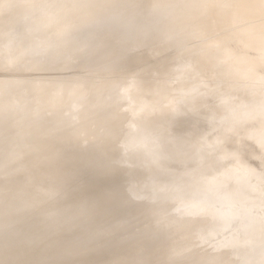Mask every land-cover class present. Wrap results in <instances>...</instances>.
Returning a JSON list of instances; mask_svg holds the SVG:
<instances>
[{
	"label": "bare ground",
	"instance_id": "1",
	"mask_svg": "<svg viewBox=\"0 0 264 264\" xmlns=\"http://www.w3.org/2000/svg\"><path fill=\"white\" fill-rule=\"evenodd\" d=\"M150 2L147 15L131 20L135 0H1L0 37L19 27L12 52L23 65L31 58L39 70L68 65L57 80L18 81L5 94L28 100L16 133L1 141L0 162L27 154L28 163L39 164L30 175L50 170L54 182L25 213L27 198L10 194L23 176L15 167L0 174V232H7L0 264H264V179L257 182L264 172V90L254 95L263 85L223 105L221 94L229 81L264 78V0ZM194 8L198 16L185 18ZM41 43L52 45L47 55L37 53ZM207 47L216 51L204 55ZM167 50L175 59L160 63L155 57ZM221 53L222 76L234 64L241 68L217 88V72L198 68ZM193 58L194 72L180 76V63ZM132 62L131 74L120 73ZM198 77L205 95L192 80ZM176 97L180 110L167 107ZM36 109L37 124L30 117ZM208 109L218 127L205 137L215 148L196 153L193 139L202 133L179 121L169 128L176 112L197 125ZM154 145L157 151L145 155ZM197 157L205 162L195 169L190 163ZM171 160L178 164L168 169Z\"/></svg>",
	"mask_w": 264,
	"mask_h": 264
},
{
	"label": "rangeland",
	"instance_id": "2",
	"mask_svg": "<svg viewBox=\"0 0 264 264\" xmlns=\"http://www.w3.org/2000/svg\"><path fill=\"white\" fill-rule=\"evenodd\" d=\"M61 1H66V0H61ZM150 1L151 0H135V6H134V8H136L135 12L131 13L129 15L130 16L129 18H131V20H134V19L140 18L141 16L147 15L144 12L146 11L148 4L151 3ZM160 1L165 2L167 0H160ZM0 2H1V0H0ZM126 6L128 8V2L124 7H126ZM226 8L227 7L222 6V11L224 12V10ZM191 10L192 11L189 12L187 14V17H185V18H189V17L192 18V17L198 16L200 9L194 8ZM139 15H140V17H139ZM185 18H182V19H185ZM79 20H81V19H79ZM85 21H89V20L84 19L83 22H85ZM206 22H207L206 19L202 20L201 23L196 25V26H198L197 28H199L200 26L206 25ZM18 28L19 27H16L14 29H7V30H5L4 34L0 37V43H2L1 47H3V50H0V145H1V141L4 138L9 137L12 134L16 133L17 128L15 127V124H14L15 119L20 118L22 116V113H23V105L22 104L26 100H28V99H25V101H23V100L21 101L20 98H8V97H6L5 94H6V92L8 94V92L11 89L12 84L16 83L18 81H22V80L28 81L30 83L41 82L40 79H42V77H44L45 79L47 77L50 80H53V79L57 80L58 76H60L62 73L65 74L64 72H66V71H63V70L68 65V63H64L62 65H59L58 68L57 67L52 68L51 71H45L44 69L39 70L38 69V67L40 66L39 61H35L31 57L30 58L32 61H28L27 63H25L23 65L22 62H20V60H19L20 58L16 57L15 53L12 52L15 49H17L19 47V44H20V36H19V29ZM150 30L151 29H148L146 31L142 30L141 32L146 33ZM139 34H140V32H139ZM49 45H50V47L52 46L51 44L46 45L45 43H43V44L41 43L40 45L36 46L37 47V53L47 55V52H49V50H50V48L48 47ZM180 49H182V48L180 47ZM169 51L170 50H167L166 52L161 51V52H159V53H161V55L157 56L155 58L160 57V59L158 60L160 63L165 62V61L174 60L175 58H169V57L167 58L166 57L167 54L169 53ZM215 51H216L215 48L211 51L209 49V47H207L204 50V53H205L204 55H212ZM249 51H250L249 53H251V50H249ZM199 55H201V51L197 52L195 54L194 58L196 56L198 58ZM221 55H222V53L220 54V56L218 58H215L212 62H210L208 64H204L203 67L198 68L200 73L201 72L206 73L207 71L210 72L211 69L214 72H217V73H215L214 78L212 77L213 80L218 84L217 88L218 87L222 88L223 87L222 85L225 82L229 81L227 77H230L231 75L236 74L238 71H240L239 68H241L238 65L234 64L226 72L227 77L222 76V74L219 73V68H220L219 64L221 63V61L223 63V60H221L219 62V58H221ZM155 58H150V62L156 60ZM194 58H193V62L189 61L191 59L190 58L188 61L183 63L185 65L190 64V66H186V69L184 67H182V65H183L182 62L180 63V71H179L180 76L182 75V73H184V71L189 72V73L194 72L193 69L196 67V65H197L196 63H198V59L196 58V60H195ZM247 59H248V57H247ZM204 63H206V62H204ZM234 63H236V62H234ZM245 63L248 65V62H245ZM72 64L73 63H71L69 66L71 68L70 71H74L72 69V67H73ZM149 64L152 65L154 63L152 62ZM192 65H194L195 67L193 69H190L192 67ZM135 66H136V64L132 62L130 65H128L126 67V69L122 70L120 73L131 74L135 70ZM55 68H57V69H55ZM186 70H188V71H186ZM263 72H264V70H263ZM79 74L85 75L84 73H81V72ZM51 76H54V77L50 78ZM90 76L93 78V80H92L93 82H98L100 80L99 77H94L92 74H90ZM178 77L171 79V81H170L171 83L167 87H171V89H172L175 86L176 82L179 80ZM112 80H114V79H112ZM192 80L197 85L196 89L199 88V89L204 91V92L203 91L199 92L200 94L205 95V92L206 93L208 92V91H206V89H203V88H206L207 86L202 85L201 79L199 77L196 79L193 78ZM192 80L187 79V80H183V82L187 83V82H190ZM258 82H261L263 86L261 88H259L254 93L255 98L257 96H259L260 90H262V89L264 90V78L263 79L258 78V76L254 74V75L247 76L244 79H236V80L229 81L228 82L230 84V86L228 87L229 89L227 90L226 89L227 87H225L224 89H226V90L221 92L222 99H223L222 105L224 103H230L235 98V96L237 94L240 97L241 94L243 95V93H245L248 89H251L250 87L253 84L258 83ZM42 83H48L49 84V81L47 80V82L44 81ZM199 93H197V94L195 93V97L199 96ZM7 96H9V95H7ZM182 105H183V103L181 101V98L179 99V97H176V99L171 101L170 106H167V107H173V110H180V109H182ZM156 106H158V105H156ZM261 106L263 107L264 105H261ZM226 114H229V111ZM39 115H40V112L38 109L33 110L31 112L30 117H32L33 123H36V124L38 123V121H36V120H37V117H39ZM174 115L176 116V118L174 116L175 119L173 120V125L171 128H169V131H172V130H175L176 128H178L180 124H177L176 122L179 121V123H181V124L183 123V125H182L183 127L184 126L191 127L194 130H196V132L202 133L201 135L196 137V140L193 139V142L196 141V143L193 146L196 153L197 152L202 153L203 151H205V152L207 151L209 153L210 151H212L215 148L213 146V144H210L207 141L208 139H206V137H205L207 133L215 132L217 127H218V124L213 122L214 118L216 117L215 110L208 109L205 112H203L199 117L200 121L197 123V125L193 123V119L190 118V114H189V116L184 117V116H182L181 113L176 112ZM149 116L150 115L146 116L147 118L145 117L144 120L149 119L150 118ZM134 117H135V114H134ZM130 118H131V115H129V119ZM11 119H12V121H11ZM238 128H239L238 125L234 126V130H237ZM230 131L233 132V128L230 129ZM45 134H49L48 129H46V131H40V136L38 135L36 138H33L32 142L41 141L42 138L45 137ZM178 145H181V144L178 143ZM190 146H191V144L188 145V147H190ZM186 147H187V145H186ZM147 150L144 151L145 155L153 154L157 151V145H154V146H152V149L150 147V149H147ZM33 157H36V156H33ZM8 158L9 159L4 160L3 162H0V174H2L4 172H8L10 170V168L15 167V169L18 171V173L23 176V179L25 181H23L21 183H19L17 181L15 183V185L13 186V189H12L10 194H11V197H13L14 199L22 198V196L27 198V203H30V205L28 206L25 213H29L33 208H36V204L39 203V200L43 199V197H45L46 194L52 192L51 188H52V184L54 182V177L52 174L53 171L46 170L43 174H40L39 176L36 175V176L32 177L30 175V170L32 169V167L35 169H38L39 167H35V166H39V164L28 163V160H30L29 155L19 152V153H13V154L9 155ZM37 158H39V157H37ZM40 158L45 160V159H47V156L42 155ZM204 162H205L204 158L197 157L190 164L193 166V168L197 169L200 166H202V164ZM177 164L178 163L176 161L171 160L167 163L166 167L168 169L175 168L177 166ZM219 164L222 165L223 164L222 161ZM15 169L10 170V172L16 171ZM238 173H241V171L238 170L237 174ZM132 178L130 179V181H128L126 183V187L131 185L130 183H132L134 180ZM263 179H264V172L262 171L257 176V182H261ZM32 190H33V193L31 192ZM191 208H193V206H191ZM242 209H243V207L238 206L236 211H240V210L242 211ZM247 212H249V211H247ZM150 214L151 213L147 212V215H150ZM201 219H202L201 217H197V219H195L196 221L193 224V227L195 228L197 233L199 232V229H200L199 226L201 225V221H202ZM243 229H244V227L240 228L239 232H242ZM4 233H5V235H7L6 231L0 232V239L5 237ZM8 233H9V231H8ZM135 236H140V235L138 233H136ZM103 240L106 241L107 239L103 238ZM106 242H108V241H106ZM193 243H195V242H193ZM194 246H196V244ZM110 259L113 260V258H109L108 260H110ZM50 260H51V257H50Z\"/></svg>",
	"mask_w": 264,
	"mask_h": 264
}]
</instances>
